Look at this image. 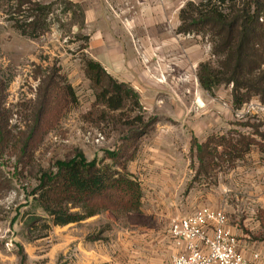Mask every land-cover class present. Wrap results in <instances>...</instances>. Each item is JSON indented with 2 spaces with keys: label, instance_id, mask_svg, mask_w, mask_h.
Instances as JSON below:
<instances>
[{
  "label": "rangeland",
  "instance_id": "rangeland-1",
  "mask_svg": "<svg viewBox=\"0 0 264 264\" xmlns=\"http://www.w3.org/2000/svg\"><path fill=\"white\" fill-rule=\"evenodd\" d=\"M66 1L0 0V75L7 85L3 107L10 131L8 145L0 148V264H106L98 261V255L105 252L111 254L113 264H135L142 252L139 242L168 235L163 232H169L172 218L162 219V211L193 212L202 205L224 208L229 220L248 230L252 240L264 241V219L259 216L264 211V152L260 146L253 144L245 157L232 162L217 161L210 175L196 176L193 136L204 142L211 136L231 140L244 134L264 144L254 133L257 128L264 133V103L259 96L236 109L232 85L221 83L212 91L201 86L200 64L209 62L217 68L223 57L213 52L211 31L178 32L181 10L192 11L190 3L207 0H172L179 7L180 23L175 31L193 38L201 49L192 57L182 52L189 60L174 68L152 52L154 59L147 56L146 70L159 84L170 87L156 90L150 100L139 94L143 108L129 102L117 110L99 100L98 90L86 75L88 35L78 8ZM33 4L53 5L46 28L44 24L33 31L28 26L34 19ZM232 5L240 6L241 0H227L223 11ZM49 80L53 83L48 95L54 101L59 97L51 91L59 86L70 84L74 92V101L59 117L53 116L51 106L45 114ZM138 116H143L144 123L151 121L146 130L136 120ZM132 131L142 132L136 141L129 138ZM133 141L136 156L128 168L144 187L150 181L140 212L118 221L111 213H103L55 225L35 207L33 192L39 177L56 160L71 157L76 150L88 159H102L106 150ZM161 174L166 177L164 186L155 181ZM146 226L151 231L143 236Z\"/></svg>",
  "mask_w": 264,
  "mask_h": 264
},
{
  "label": "trees",
  "instance_id": "trees-1",
  "mask_svg": "<svg viewBox=\"0 0 264 264\" xmlns=\"http://www.w3.org/2000/svg\"><path fill=\"white\" fill-rule=\"evenodd\" d=\"M66 2L69 6L78 8L80 22L84 25L83 7L70 0ZM226 2L227 0H207L198 5L190 3L192 11L186 8L181 10L182 24L178 32L189 33L204 28L211 31L215 37L213 52L223 57L217 68L209 62L200 64L198 76L201 86L212 91L221 83L232 85L233 105L240 109L254 96H259L264 103V0H241L240 6L232 5L231 10L224 12L222 7ZM33 5L34 19L28 26L33 31L44 27V24L46 28L53 5ZM85 38L88 40V37ZM85 72L98 90L97 97L109 109H122L129 102L143 108L139 93L128 83L114 78L99 61L86 57ZM52 83V80L47 82L45 114L51 106L53 116L57 114L59 117L65 107L74 101V92L70 84L59 86L57 90L51 91L52 95L59 97V100L54 101L48 95V88ZM6 86L0 75L1 149L8 145L10 132L9 116L3 107ZM136 120L143 124L145 130L151 122L144 123L143 116H138ZM244 125L254 127L249 123ZM254 133L264 139V133L259 132L258 128ZM141 134L142 132L132 131L129 138L136 141ZM253 144L260 146L264 152L262 142L245 137L244 134L231 140L224 136H211L204 142L193 136L191 152L194 151L198 159L196 176L210 175L211 169L218 165L219 160L232 162L245 157ZM134 145V141L124 142L118 149L106 150L102 159H88L83 151L76 150L71 157L56 160L39 177V184L33 192L35 207L41 208L55 225L77 223L103 213H111L118 221L140 212L144 197L143 185L128 168L130 161L136 156ZM27 147L26 143L20 153L22 157L26 155ZM219 147H222V151ZM259 216L264 219V211L259 212Z\"/></svg>",
  "mask_w": 264,
  "mask_h": 264
},
{
  "label": "crops",
  "instance_id": "crops-1",
  "mask_svg": "<svg viewBox=\"0 0 264 264\" xmlns=\"http://www.w3.org/2000/svg\"><path fill=\"white\" fill-rule=\"evenodd\" d=\"M70 1L81 4L84 9V31L89 37L88 55L99 61L114 78L133 87L143 100L144 98L152 99L158 89L170 87V85L159 84L152 78L144 66L146 64L144 57L151 56L150 60H153V53H158L160 60L170 62L169 64L174 68L176 64L183 65L188 62L189 58L181 56L182 52L189 53L192 57L193 53L201 49L199 44L194 43L193 38L175 31L180 23L179 7L172 0ZM184 66L187 67V65ZM166 70L167 68L163 71ZM155 181L157 185H166V177L163 174ZM149 183L147 179L146 187L150 185ZM142 185L145 192L147 188L144 187L143 182ZM163 213L162 211L160 214L162 219L169 220L175 216L190 214L192 211ZM227 218L230 229L239 238V250L248 258L258 253L260 257L257 264H264V241L252 240L247 234L248 230L239 224H234L229 220L228 215ZM245 225L248 227L247 224ZM149 231H151L149 226L143 227V236L148 235ZM166 232L163 233L168 235H160L156 240L144 239L139 242L142 252L134 263L172 264L173 257L183 247L177 245L172 238L170 227L169 232ZM93 257L96 256L93 255ZM98 257H100L98 261L113 264L110 253L105 252Z\"/></svg>",
  "mask_w": 264,
  "mask_h": 264
},
{
  "label": "built area",
  "instance_id": "built-area-1",
  "mask_svg": "<svg viewBox=\"0 0 264 264\" xmlns=\"http://www.w3.org/2000/svg\"><path fill=\"white\" fill-rule=\"evenodd\" d=\"M170 234L183 247L172 264H257L260 257L255 253L248 258L239 250V238L230 229L222 209L202 207L175 216L170 222Z\"/></svg>",
  "mask_w": 264,
  "mask_h": 264
},
{
  "label": "bare ground",
  "instance_id": "bare-ground-1",
  "mask_svg": "<svg viewBox=\"0 0 264 264\" xmlns=\"http://www.w3.org/2000/svg\"><path fill=\"white\" fill-rule=\"evenodd\" d=\"M142 47V46H141Z\"/></svg>",
  "mask_w": 264,
  "mask_h": 264
}]
</instances>
